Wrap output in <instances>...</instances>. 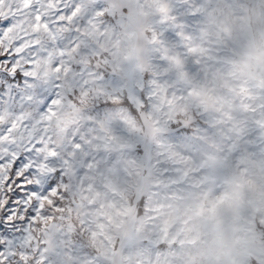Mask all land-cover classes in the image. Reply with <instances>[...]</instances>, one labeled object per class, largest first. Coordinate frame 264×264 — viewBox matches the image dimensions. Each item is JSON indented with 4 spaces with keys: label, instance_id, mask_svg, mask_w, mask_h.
<instances>
[{
    "label": "rangeland",
    "instance_id": "obj_1",
    "mask_svg": "<svg viewBox=\"0 0 264 264\" xmlns=\"http://www.w3.org/2000/svg\"><path fill=\"white\" fill-rule=\"evenodd\" d=\"M105 3L119 25L109 60L133 57L129 73L143 65L165 106L192 124L199 155L181 184L124 152L110 168L73 174L61 210L33 232L29 264L52 225L94 264H264V0H182L196 15L182 17L187 27L163 63L147 59L149 41L161 21L174 22L173 0ZM180 161L172 155L168 167L183 169Z\"/></svg>",
    "mask_w": 264,
    "mask_h": 264
},
{
    "label": "snow or ice",
    "instance_id": "obj_2",
    "mask_svg": "<svg viewBox=\"0 0 264 264\" xmlns=\"http://www.w3.org/2000/svg\"><path fill=\"white\" fill-rule=\"evenodd\" d=\"M106 9L105 0H0V264H29L33 232L52 207L61 210L62 186L73 174L110 168L116 153L155 167L169 184L194 170L192 124L165 106L143 65L126 70L133 57L109 60L119 25ZM173 11L174 22L153 31L148 60L166 61L162 51L187 27L182 17L196 15L182 0ZM175 154L183 169L168 167ZM44 235L37 264H94L63 229Z\"/></svg>",
    "mask_w": 264,
    "mask_h": 264
}]
</instances>
